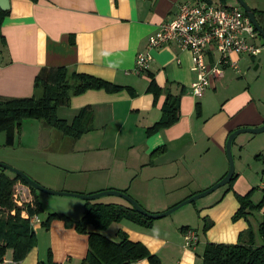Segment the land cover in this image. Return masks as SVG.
Listing matches in <instances>:
<instances>
[{
  "label": "crops",
  "instance_id": "1",
  "mask_svg": "<svg viewBox=\"0 0 264 264\" xmlns=\"http://www.w3.org/2000/svg\"><path fill=\"white\" fill-rule=\"evenodd\" d=\"M191 1L9 0L0 30L5 40V46H0V100L40 97L33 87L37 74L61 67L68 74L93 76L122 89L113 93L87 90L56 109V117L68 124L82 109H89L84 119L87 131L77 140L43 122L24 120L10 146L17 147V141L22 155H5L2 162L54 191L83 195L121 191L154 214L223 178L229 167L225 153L228 135L264 123V79L257 68L250 71L255 58L235 57L239 73L225 67L223 76L201 98L190 92L196 79L190 52L174 45L154 50L145 74L133 73L136 55L147 48L148 38L180 4ZM218 1L239 6L236 0ZM244 1L262 13L255 18L264 30V0ZM256 43L264 47L260 35ZM151 80L162 90L156 102L147 91ZM167 94L179 100L178 119L147 136L146 130L162 117ZM24 127H30L27 134ZM1 133L7 147L6 134ZM160 148L163 152L155 153ZM232 153L234 180L200 201L195 220L180 212L155 219L149 226L124 219L111 224L103 234L118 241L116 233H124L130 241L143 244L159 264H202L206 244H235L248 229L259 244L256 231L264 220V201L260 210L245 218L233 221L232 217L239 208L236 195L252 191L254 204L264 195V133L236 136ZM5 171L0 168V174ZM14 187L35 198L42 214L53 208L52 213L61 216L47 227L38 216V226L30 227L36 244L17 264H80L88 251V236L79 233L75 223L81 219L86 201L48 199L45 193H31L19 181ZM113 200L91 203L130 207L123 199V203ZM185 228L198 236L194 248L184 247ZM3 256L12 259V251ZM134 264L150 262L143 259Z\"/></svg>",
  "mask_w": 264,
  "mask_h": 264
},
{
  "label": "trees",
  "instance_id": "2",
  "mask_svg": "<svg viewBox=\"0 0 264 264\" xmlns=\"http://www.w3.org/2000/svg\"><path fill=\"white\" fill-rule=\"evenodd\" d=\"M36 3L38 0H30ZM224 3V2H223ZM254 15L262 13L253 10ZM8 15V10L0 9V30L3 19ZM0 46H5V40L0 31ZM33 87L39 90V98H22L0 100V132H5V145H13V135L19 134L24 120H36L43 122L49 128L60 132L63 136L79 139L87 129L84 119L89 109H82L71 124L56 117V109L65 104L71 96L82 94L87 90H104L108 93L118 92L122 87L110 84L101 79L85 74H68L63 67L53 70H41L35 77ZM147 91L152 94L154 102L161 95L162 90L154 80L149 82ZM162 117L146 130V135H152L174 124L179 116V100L170 94L165 96L161 108ZM163 148L155 153L163 152ZM234 180V175L227 185ZM27 186L31 193L36 190L28 186L22 179L12 174V177L4 173L0 174V257L7 250L12 251V259L21 261L27 252L35 246V233L30 229L27 220L20 217V207L12 198L16 182ZM252 191L245 195H236L239 208L233 215V221L245 218L252 211H258L262 207V200L257 204L251 201ZM33 207H26L29 215L42 213L40 203L32 199ZM14 210V214L11 212ZM61 218L57 214H49L43 226L47 227L53 219ZM64 218V217H63ZM133 221L142 226H149L153 219L138 214L130 207L114 206L86 202L81 219L75 223V229L88 236V251L80 264H134L146 259L150 264H159L156 256L149 253L147 248L138 242L130 241L122 232H117L118 241L112 242L103 234L107 228L121 220ZM91 227L93 230L89 231ZM189 228L183 229L184 231ZM203 227V232H206ZM254 232L251 229L243 232L235 244H206L202 264H264V220L260 223L256 235L260 238L259 244L255 243ZM247 240L243 241L242 237ZM242 241H241V240Z\"/></svg>",
  "mask_w": 264,
  "mask_h": 264
},
{
  "label": "built area",
  "instance_id": "3",
  "mask_svg": "<svg viewBox=\"0 0 264 264\" xmlns=\"http://www.w3.org/2000/svg\"><path fill=\"white\" fill-rule=\"evenodd\" d=\"M259 34L240 6L223 4L218 0H193L178 6L177 12L163 21L155 34L148 38L147 48L136 55L133 73L143 75L153 59L152 52L174 45L189 51L191 70L196 79L190 86L191 95L201 98L211 84L218 81L225 67L239 73L235 57H258L263 46L256 43ZM13 189V201L20 207V217L27 220L31 229L39 224L37 214L29 215L26 207H33L32 199L21 204L18 188ZM14 214V210L11 212ZM184 247L194 248L198 236L193 229L183 234ZM13 259L0 257V264H17Z\"/></svg>",
  "mask_w": 264,
  "mask_h": 264
},
{
  "label": "water",
  "instance_id": "4",
  "mask_svg": "<svg viewBox=\"0 0 264 264\" xmlns=\"http://www.w3.org/2000/svg\"><path fill=\"white\" fill-rule=\"evenodd\" d=\"M236 1H237V4L244 10V12L246 13V16L250 20V23L252 24L254 29L257 31V33L260 35V37L264 43V30L257 23L255 15L253 13V10L247 5V3L244 0H236ZM0 9L3 11L8 10L9 9V0H0ZM255 68H257V65ZM263 132H264V123L259 127H245V128H240V129H236V130L232 131L228 135V137L226 139V143H225V153H226V157H227V161H228V165H229L228 171L225 174V176L223 178H221L219 181H217L215 184H213L211 187H209L208 189L185 199L184 201L178 203L177 205L171 207L170 209H168L162 213H156V214L149 213V212L145 211L135 200H133L131 197H129L127 194H125L121 191L105 190V191H100V192L90 194V195H83V194H78V193L58 192V191H54V190H50V189L42 187L40 184H38L33 179H31L28 175H26L25 173L15 169L9 165H6V164H3L0 162V168L4 169L6 171H9L10 173L19 177L28 186H30L31 188H33L36 191H39V192H42L45 194H49V195H53V196L73 197V198L84 200L86 202L95 201L101 197H106V196L118 197V198H121L124 201H126L131 206V208L134 209L138 214H140L146 218L155 220V219H160V218L166 217V216L172 214L173 212H175L176 210L180 209L181 207H183L189 203L195 202L196 200L203 198V197L213 193L217 189L227 185L234 175V160H233V153H232V145H233V141H234L235 137L238 136L239 134H242V133H249L252 135H257V134H261ZM107 239L112 241V242H115L110 237H107Z\"/></svg>",
  "mask_w": 264,
  "mask_h": 264
},
{
  "label": "rangeland",
  "instance_id": "5",
  "mask_svg": "<svg viewBox=\"0 0 264 264\" xmlns=\"http://www.w3.org/2000/svg\"><path fill=\"white\" fill-rule=\"evenodd\" d=\"M256 65H257V72H259L262 75V79H264V50H262V52L258 55V57H256L253 60V64H250V67H251L250 68V71H253L254 68L256 67ZM24 128H25V131H26L25 134H27L30 131V127H24ZM57 133H59V132H57ZM242 135L243 136H246V137L252 136V134H249V133H242ZM16 146L17 147H5L4 146V134H2V133L0 134V162L1 163L6 164V163L2 162V160H4V158H5V155L6 156H12V155H14V156H20V155H22L21 154L22 150L17 145V141H16ZM6 165H8V164H6ZM5 173L7 175H9V176H12V173H10V172L5 171ZM58 192L71 193V192H67V191H58ZM211 194H209V195H211ZM45 195H46V197L48 195V197H47L48 199H58V198H60V199H70L69 201H71V199H74V200L77 199V198L64 197V196H53V195H49V194H45ZM209 195H207V196H205L203 198H200V199L196 200L195 202L189 203V204L181 207L180 209H178L175 212H173L171 215H174L175 213H179L180 212V213H184V215H186L188 218H191V220H195L196 217L194 216V214L196 215V209H197L196 206L200 203V201H202V200L206 199L207 197H209ZM29 197L30 196H28V193H27L26 190H23L21 188H18V199H19V202L21 204L26 203L27 201H29V199H30ZM61 197H63V198H61ZM110 199L111 200L112 199H115L113 201H120V202H122V200L119 199V198H113V197H109V196H107V197H101V198H99L97 200H99L102 203H105L106 201H109ZM75 201H77V200H75ZM48 210L50 211L49 214H53L52 213L53 211H51V210H54L53 208H48ZM49 214L39 213L38 216H40L41 218L44 219V221H46V219L48 218Z\"/></svg>",
  "mask_w": 264,
  "mask_h": 264
}]
</instances>
